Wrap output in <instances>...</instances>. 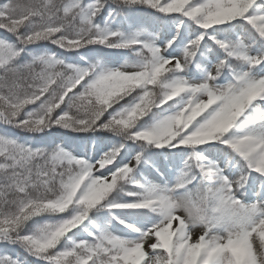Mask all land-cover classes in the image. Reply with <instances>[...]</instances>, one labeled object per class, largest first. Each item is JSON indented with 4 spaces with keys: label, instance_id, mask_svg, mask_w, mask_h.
I'll list each match as a JSON object with an SVG mask.
<instances>
[{
    "label": "snow or ice",
    "instance_id": "1",
    "mask_svg": "<svg viewBox=\"0 0 264 264\" xmlns=\"http://www.w3.org/2000/svg\"><path fill=\"white\" fill-rule=\"evenodd\" d=\"M0 264H264V0H0Z\"/></svg>",
    "mask_w": 264,
    "mask_h": 264
},
{
    "label": "trees",
    "instance_id": "2",
    "mask_svg": "<svg viewBox=\"0 0 264 264\" xmlns=\"http://www.w3.org/2000/svg\"><path fill=\"white\" fill-rule=\"evenodd\" d=\"M4 253V248L3 246H0V254H3Z\"/></svg>",
    "mask_w": 264,
    "mask_h": 264
}]
</instances>
